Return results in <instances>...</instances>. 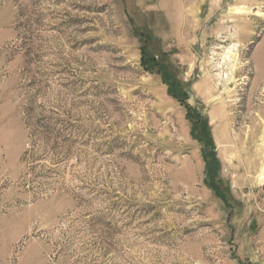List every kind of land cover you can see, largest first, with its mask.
Returning <instances> with one entry per match:
<instances>
[{"label": "rangeland", "instance_id": "rangeland-1", "mask_svg": "<svg viewBox=\"0 0 264 264\" xmlns=\"http://www.w3.org/2000/svg\"><path fill=\"white\" fill-rule=\"evenodd\" d=\"M0 264H264V0H0Z\"/></svg>", "mask_w": 264, "mask_h": 264}]
</instances>
